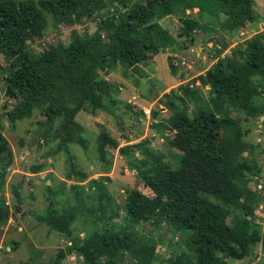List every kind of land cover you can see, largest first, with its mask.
Wrapping results in <instances>:
<instances>
[{
	"label": "trees",
	"instance_id": "trees-1",
	"mask_svg": "<svg viewBox=\"0 0 264 264\" xmlns=\"http://www.w3.org/2000/svg\"><path fill=\"white\" fill-rule=\"evenodd\" d=\"M94 1L126 6L128 0ZM190 2L206 7L208 14L217 16L218 21L223 18L222 29L230 37L235 35L238 28L254 22L257 16L253 7L254 0H145L144 5H147L149 13L142 9L131 17L121 15L110 27L114 28L111 31L113 42L110 50L103 48V36L98 33L86 43L77 40L70 47H52L41 55H34L27 41L31 33L29 29L40 22L43 13L72 16L76 1L0 0V51L10 59L5 75L6 93L21 100L18 107L10 113L11 120L28 117L36 107L42 108L50 121L56 118L62 121L64 148L69 149L68 144L77 142L75 133L85 129L76 120V116L79 111L88 109L87 104L91 106L93 113L103 109L116 114V107L104 101L109 81L100 76L98 70L106 69L115 60L132 68L151 60L161 49L175 43L173 35L153 21L156 5L163 4L167 12L178 15L181 20L179 35L191 41L182 46L184 48L195 42V32L207 35L219 30L215 24L201 23L191 14L192 11L187 12V4ZM216 41L217 44L220 42ZM248 41L247 48L236 47L231 55L219 57L212 67L197 77L214 93L212 100L204 101L200 90L186 87V93L196 99L193 107H187L185 100L177 95L175 89L170 91L182 103L175 104V100H170L169 105H174V111L167 128L170 133H166L172 136L171 144L182 149L178 163L170 166L155 155V166L149 174H144L145 184L154 192V196L133 189L126 197V215L132 222L164 216L175 231L182 232L195 260L191 261L185 255L182 260L171 259L170 264H218L220 261L217 252L233 261L249 257L252 247L257 243H261L264 249V235H261L258 224H252L247 219L246 212L253 214V202L252 205L248 202L242 204L243 220H238V215L233 210V204L240 202L244 195L249 198L253 194L240 178L245 176V171L254 175L259 172H254V166L239 157L243 151L239 147L240 139H230L223 136L222 132L224 126L240 128L238 119L231 115V108L244 110L249 114L256 111L264 113L263 108L255 102L260 94L259 84L252 80L256 74L264 79V30ZM219 44L223 49L228 47L226 44ZM170 67L175 74L178 69L174 61L170 63ZM110 87L112 89L113 84ZM184 87L183 84L180 85V88ZM199 98L205 103L200 102ZM110 101L114 104L119 99L111 97ZM157 114L158 111L154 116ZM81 142L84 143L83 140ZM109 146L117 147V140L107 130L101 131L98 136V151L102 161H107ZM135 147L148 156L153 153L143 141L136 143ZM12 163L13 151L8 139L0 131V164L5 170ZM44 167L45 164H35L32 172H41ZM241 170H244L243 175L239 174ZM78 172L83 180L88 177L87 173ZM4 179L5 172H2L0 182ZM103 184L101 180L93 181V187L102 192L107 190ZM48 188L54 191L52 187ZM13 194L21 204L23 195L20 184L13 186ZM112 200V197H108L101 201L100 206L90 207L95 212L103 213L102 216L99 215L101 224L105 227L102 230L95 229L84 242L73 236L71 223L76 219L73 209L64 217L49 205L44 214L36 217L39 223L66 233L71 238L69 252L77 253L84 258L86 264H117L116 256L136 247L137 240L130 231L133 226L108 227L119 215L112 207ZM110 204L111 207L108 208ZM15 208L19 210L20 205ZM10 214L9 204L0 196V223H7ZM229 214H234L233 223H228ZM154 247L144 246L143 252L130 264H156ZM60 254L65 256L64 252Z\"/></svg>",
	"mask_w": 264,
	"mask_h": 264
},
{
	"label": "rangeland",
	"instance_id": "rangeland-1",
	"mask_svg": "<svg viewBox=\"0 0 264 264\" xmlns=\"http://www.w3.org/2000/svg\"><path fill=\"white\" fill-rule=\"evenodd\" d=\"M75 1L72 16L43 13L40 22L29 29L31 33L27 41L34 55H41L52 47H70L77 40L86 43L98 33L103 36V48L110 50L113 42L111 31L114 29L110 27L121 15L131 17L136 11L141 12L142 9L148 12L147 5H144L145 0H128L126 6L118 3L101 4L94 0ZM200 5L198 6L195 2L188 3L187 12L192 11L191 14L201 23L215 24L219 30L207 35H203L200 31L195 32L196 40L187 48L182 46L190 44L191 41L179 35L181 20L178 15L167 12L163 4L156 5L153 21L168 30L175 38V43L161 49L153 55L151 60H146L132 68L125 67L120 60H115L106 69H99V75L109 81L104 101L116 107V114L103 109H98L99 115L94 114L91 106L87 104L88 109L79 111L76 116V120L85 129L75 133L77 142L68 144L69 149L64 148L65 132L62 129V121L59 118L50 121L44 114V109L36 107L30 116L11 120L10 113L18 107L21 100L6 93L5 75L10 59L0 51V131L8 139L13 151L11 166L3 170V165L0 164V173L5 172V179L0 182V196L6 199V203L11 208L7 223H0V264L21 262L86 264L84 258L75 252L62 257L61 252H69L70 237L47 224L39 223L36 215L44 214L49 205L55 208L58 215L64 217L73 209L76 218L71 223L73 236L80 242H84L95 229L102 230L105 227L101 224L99 215L102 216L103 213L95 212L90 207L100 206L101 201H105L108 197H112V207L119 213L108 227L133 226L130 231L137 240L136 247L116 256L117 264L132 263L143 252L144 246H155L154 262L156 264H170L171 259L182 260L185 255L191 261L195 260L182 232L175 231L166 217L132 222L126 215L125 207L126 197L133 189H139L148 196H154V192L145 184L144 174H149L155 166L157 161L154 160L155 155L170 166H176L178 163L182 149L172 145L170 142L172 136L166 133H170L167 128L170 126L169 118L174 111V105L171 107L169 105L170 100H175V104L182 103L173 96L174 93L170 94V91L175 89L177 95L183 97L187 107H193L196 99H192L186 93V87L200 90L204 101L212 100L214 97L209 86L203 85L197 77L185 80L195 71V67L190 69L187 63L191 59H196L192 50L188 52L187 49L195 45L204 46L206 62L202 63L198 59L197 61L201 69L208 65L212 67L219 57L231 55L236 47L240 46L242 49L248 47V39L255 34H252L253 31L250 29L241 33L242 30H246L245 28L249 25H251L249 28L259 31L264 28V18H262L264 0H254L253 7L257 13L255 21L248 26L238 28L233 37L223 31L222 17V20L218 21L217 16L208 14L206 7ZM199 7H201L200 11ZM216 39L228 47L223 49L219 43H215ZM209 41L212 45L208 43ZM174 53L179 56H174ZM175 59L177 61H174ZM172 61L178 68L175 74L170 67ZM179 71L181 77L177 76ZM252 80L259 84L260 91L255 102L264 111V79L256 74L253 75ZM181 84L185 86L184 89L180 88ZM127 94L130 95L126 96ZM137 94L140 95L136 97ZM111 97L119 99V102L111 103ZM204 101L200 100V102ZM231 109V115L238 119L240 128L224 126L223 136L240 139L239 147L243 151L239 157L251 163L254 166V172H259L254 175L245 171V176L240 178L253 194L249 198L244 195L240 202L233 204L235 205L233 210L238 215V220H243L242 204L247 202L249 205L253 204V214L246 212L247 219L252 224H258V229L263 236L264 113L260 114L256 111L254 114H249L244 110ZM157 111L159 114L154 116ZM98 122L101 124L99 125ZM104 130H107L118 142L117 147H108L107 161L100 159L98 151V136ZM82 140L84 143L81 142ZM140 141L145 142L153 153L149 156L141 153V149L135 147V144ZM35 164H45L44 170L33 173L32 166ZM53 168L56 173L51 171ZM78 171L87 173L88 177L83 180ZM243 171H239V174L243 175ZM59 175L67 179L65 184L59 182L61 181ZM98 180L103 181L107 190L102 192L93 187V181ZM18 184L23 195L21 204L13 194V186ZM16 205H20L19 210H16ZM110 207L111 204L108 208ZM233 216L234 214H229L228 223H233ZM40 246L55 247V252L44 261V254L41 255L43 249ZM217 253L220 261L218 264L230 262L222 253ZM48 257L49 254L44 258ZM243 260L242 264H264L262 244L254 245L250 256Z\"/></svg>",
	"mask_w": 264,
	"mask_h": 264
},
{
	"label": "crops",
	"instance_id": "crops-1",
	"mask_svg": "<svg viewBox=\"0 0 264 264\" xmlns=\"http://www.w3.org/2000/svg\"><path fill=\"white\" fill-rule=\"evenodd\" d=\"M262 18H264V16H262ZM251 25H249L247 28H245L246 30H242L241 31V33L242 32H245V31H248V29H250V30H252L253 32H252V34H256V33H258V29H255V28H249ZM261 31L262 30H264V28L263 29H260ZM260 32V31H259ZM209 44H211L212 45V43H211V41H209L208 42ZM204 46H197V45H195V46H193L192 48H188L187 50H188V52H191V50H192V52L194 53V55L196 56V59L195 60H190V62H188L187 63V67H189L190 69L191 68H194L195 67V71H194V74H190L187 78H185V80H187V79H191V78H195V77H198L200 74H204L205 72H206V70L208 69V68H210L211 67V65H208L206 68H204V69H201L200 67V64L198 63L199 61H197V59L198 60H201L202 61V63H205L206 62V56L204 55ZM167 56H168V54H167ZM174 56H179V54H177V53H174ZM155 60V59H154ZM174 61H177L176 59L174 60ZM196 62H197V64H196ZM154 63V62H153ZM184 63V62H183ZM178 69V68H177ZM152 71V70H151ZM149 77L151 76L150 74L148 75ZM177 76L178 77H181V73H180V71L178 72V74H177ZM132 82L133 83H135V81H133L132 80ZM130 93V92H129ZM136 93V92H135ZM124 94V93H123ZM128 95H130V94H127L126 96H128ZM140 94H137L136 95V97H138ZM99 112L100 111H97L96 113H94V114H98L99 115ZM98 124L100 125L101 123L100 122H98ZM103 124V123H102ZM106 126V125H105ZM49 160H51V159H49ZM50 164H51V162H50ZM52 165V164H51ZM55 169L53 168V169H51V171L52 172H54V173H56L55 171H54ZM60 176V180L61 181H59V182H61L62 184H64L65 183V181L67 180L66 178H64V177H62L61 175H59ZM69 243H71V240H70V238H69ZM40 248H42L43 250H42V254L41 255H43V260L45 261L46 259H49L51 256H52V254L55 252V247H52V246H40ZM50 249V250H49ZM70 253H73V252H68V253H65V255L66 256H68V254H70ZM47 254H49V257L48 258H44ZM70 256V255H69ZM66 260V259H65ZM243 259H239V260H233V261H230L229 262V264H242L243 263Z\"/></svg>",
	"mask_w": 264,
	"mask_h": 264
}]
</instances>
